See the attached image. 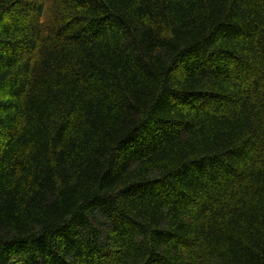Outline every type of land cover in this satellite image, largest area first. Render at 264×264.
I'll use <instances>...</instances> for the list:
<instances>
[{
	"label": "trees",
	"instance_id": "trees-1",
	"mask_svg": "<svg viewBox=\"0 0 264 264\" xmlns=\"http://www.w3.org/2000/svg\"><path fill=\"white\" fill-rule=\"evenodd\" d=\"M0 264H264V0H0Z\"/></svg>",
	"mask_w": 264,
	"mask_h": 264
}]
</instances>
